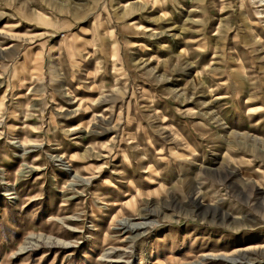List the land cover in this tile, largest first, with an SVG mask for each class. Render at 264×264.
<instances>
[{"label":"rangeland","instance_id":"374dc122","mask_svg":"<svg viewBox=\"0 0 264 264\" xmlns=\"http://www.w3.org/2000/svg\"><path fill=\"white\" fill-rule=\"evenodd\" d=\"M222 255L264 264V0H0V264Z\"/></svg>","mask_w":264,"mask_h":264},{"label":"bare ground","instance_id":"6f19581e","mask_svg":"<svg viewBox=\"0 0 264 264\" xmlns=\"http://www.w3.org/2000/svg\"><path fill=\"white\" fill-rule=\"evenodd\" d=\"M142 225H144V224H138V225H134V226H131V227L139 228ZM105 257L108 259L109 258V253H106L104 255V258ZM209 259L221 260L223 262L230 263V264H236L237 263V261L233 257L226 256V255H222V256H204L203 257V260H209ZM200 264H202V263H200Z\"/></svg>","mask_w":264,"mask_h":264}]
</instances>
